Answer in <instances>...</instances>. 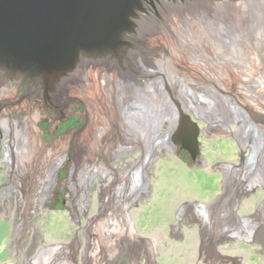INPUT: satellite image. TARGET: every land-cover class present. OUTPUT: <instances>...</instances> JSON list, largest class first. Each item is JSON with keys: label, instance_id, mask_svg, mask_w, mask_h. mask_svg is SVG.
Here are the masks:
<instances>
[{"label": "rangeland", "instance_id": "1", "mask_svg": "<svg viewBox=\"0 0 264 264\" xmlns=\"http://www.w3.org/2000/svg\"><path fill=\"white\" fill-rule=\"evenodd\" d=\"M116 4L120 5L117 1ZM206 8L209 11L210 7ZM252 12L233 13L224 21L219 19L217 23L189 31L182 37L178 52L168 58L170 63L167 60L158 65L159 71L170 78L173 99L191 111L202 112L212 126L207 134L199 135L200 156L204 153L212 165L224 161L237 163L222 171L206 169L192 160L178 143L174 152L165 150L166 154L154 156L146 164L145 153L139 148L114 160L110 165L115 172L110 170L105 174L109 183L142 169L138 179L140 190L129 203L138 233L133 238L128 231L123 232L101 243L98 239L106 237L105 233L86 236L81 229L88 221L87 215L97 212L100 175L93 172L83 177L80 174L82 179L76 175L70 178L74 164L83 166L76 169L82 174L99 165L92 168L93 161L87 160V146L93 138L92 108L88 101L84 108L83 102L73 97L71 101L61 99L67 111L52 114L54 101L43 100L46 114L52 117L43 115L42 111L37 117L42 140L55 143V139L63 137L71 144L51 191L50 205L59 212L46 217L39 214V208H31L28 223L25 218L15 225L13 208H7L0 200V264H27L26 260L33 258L40 262L39 258L48 257L42 246L55 243L63 246L61 256L65 264H138L139 261L143 264V251L151 243L157 248V264H264V10ZM134 30L137 33V28ZM34 36L35 33L30 40ZM138 38L135 36L136 41ZM200 61L217 70V74L221 72V84L213 75L205 76L207 82L215 84L216 90L193 89L204 95L182 88L194 81ZM96 94L105 97L106 91ZM202 99L208 104H203ZM6 106L11 117L18 116L8 102ZM33 108L40 107L33 103ZM21 115L27 116L28 112L23 111ZM189 115L194 117L192 112ZM193 119L198 124L199 119ZM227 124L234 125L231 137L236 140L235 148L223 146L227 139L217 137V133L226 134ZM112 136L121 139L118 133ZM112 136L109 141H113ZM4 139L0 126V158ZM107 140L108 132H104L100 143ZM128 146L119 153L131 151ZM54 154L56 150H48L46 160ZM102 157L97 155L94 159L100 161ZM1 171H5L2 164L0 187L4 182ZM60 194L61 201H58ZM69 194L77 202L67 201ZM199 203L209 206L208 213L196 212L204 209H196ZM74 207L79 213L70 218L67 213L70 211L73 215ZM101 248H104L103 254H100Z\"/></svg>", "mask_w": 264, "mask_h": 264}, {"label": "bare ground", "instance_id": "2", "mask_svg": "<svg viewBox=\"0 0 264 264\" xmlns=\"http://www.w3.org/2000/svg\"><path fill=\"white\" fill-rule=\"evenodd\" d=\"M116 1L120 5L117 6ZM101 2L105 12H108L110 17L115 13L125 30L117 34L110 32L108 37L102 38L99 31L104 28L98 20L95 24L78 21L84 29H76L67 22L69 24L64 25H68L69 29H66L68 31L57 30L53 35H48V32L40 35L41 32L37 34L38 31L28 26L27 17L26 20L21 19V11L16 12L12 9L13 6L7 3L5 22L9 23V27L7 32L0 33V49L5 56L10 57L8 58L10 63H7L6 59L3 61L2 54L0 61V126L5 138L1 144L0 164L4 165L5 171H1L4 174V180L2 179L4 182L0 187V200L7 208H13L15 225L25 218L28 223L31 208H39V214L46 217L59 212L50 205L53 197L51 191L58 180L56 176L58 168L68 155L71 144L63 137L55 139V143L44 142L37 125V117L41 116L40 111L49 118L56 112L60 114L67 111L61 99L67 101L70 98L71 101L76 97L83 102L84 108L85 102L88 101L94 122L93 138L87 146L89 154L87 160L93 161L92 168L98 163L99 165L82 174L76 169L83 166L78 167L74 164L70 170V178L73 179L75 175L80 174L87 176L93 172L100 175L98 191L100 203L97 205V212L87 215L88 221L81 229L87 233L86 236L95 234L97 237L105 233L106 237H98L102 243L107 241L108 237L121 236L123 232L128 231L130 236L134 235L133 238H136L135 234L138 233L129 203L135 200L140 190L138 179L142 169L137 172L138 174H126L121 179L115 177L116 179L109 183L105 174L110 170L115 172L110 164L138 148L145 153L147 158L145 164L154 156L166 154L165 150L174 152L175 145L172 146L171 135L177 127L180 113L185 110L188 114L194 112L197 115L203 133L207 134V131L212 129L202 112L191 111L173 99L170 78L159 71L158 65L162 62L165 64L173 52H178L182 37L189 31H195L207 23H217L219 19L224 21L227 15L237 12L251 10L254 11L252 13H261L260 10H264V0H101ZM206 6L210 7L207 12ZM48 16L45 19L57 25V19ZM32 19L35 20L34 17ZM59 21L66 22L68 19L62 17ZM134 27L137 28V33ZM2 30L3 27H0V31ZM34 33L37 36L36 41L29 43L28 40ZM134 35L139 37V41H136ZM195 74L197 76L188 87L182 86L185 91L189 89L196 95L198 93L204 95V92L216 90L213 82L206 81L205 76L208 75H213L211 77L221 84V72L218 75L217 70L202 61ZM105 91V97L96 94ZM43 100L54 101L55 111H52V114H46ZM254 101L257 102V99ZM7 102L17 112V117L9 115ZM205 102L208 104L204 99L203 104ZM33 103L38 104L40 108L34 109ZM23 111L28 112V115L22 116ZM5 113L8 115H4ZM164 121L167 124H164ZM226 127L224 129L226 134L221 132L218 134L215 131L217 137L227 139L223 146L233 145L235 148L236 140L231 137L235 130L234 125L227 124ZM104 132H108V140L101 144L100 137ZM114 133H118L121 139L116 140L112 136ZM111 136L113 141H109ZM125 145H129L128 149L131 148V151L125 152L126 154L119 153L124 151ZM52 149L56 150L57 154L52 155L53 157L47 161V152ZM63 152L65 155L61 154ZM100 152L102 153L99 154ZM97 155L103 156L100 161L98 158L94 159ZM246 155L249 156V153ZM199 160L206 169L217 168L220 171L237 163L224 161L212 165L204 153ZM67 198L70 203L77 202L70 194ZM32 202H35L33 207ZM195 207L197 210L204 208L202 212L196 211L197 213H208L209 206L205 203H199ZM73 209H75L73 215L70 211L67 213L70 218H75L76 213H79L75 207ZM62 247L61 243L46 244L42 246V251L48 253L47 258H39L40 262H37L38 258H33L32 261L27 259L26 262L65 264L61 256ZM103 252L104 248H101L100 254ZM156 252L155 244L148 245L143 251L144 263L157 264Z\"/></svg>", "mask_w": 264, "mask_h": 264}, {"label": "water", "instance_id": "3", "mask_svg": "<svg viewBox=\"0 0 264 264\" xmlns=\"http://www.w3.org/2000/svg\"><path fill=\"white\" fill-rule=\"evenodd\" d=\"M7 3L11 4L13 6L12 9L16 12L21 11V19L24 20L27 17L28 21L25 20L28 26H30L32 30H35L36 32L38 31L37 34H40L41 32L42 34L40 35H44L47 32L49 33L48 35H53L57 30L64 31L69 29L67 27L68 25H64L69 23L72 24L73 27L75 26L74 28L76 29H84V26L81 28L80 23L95 24L97 20L99 21L98 23L102 24V28H104L99 31L102 38L108 37L110 32H116L117 34L118 32L125 30L117 20L115 13L110 17L107 14L108 12H105L102 8L103 4L101 0H0V27H3V30L0 31V33H4V31L7 32L9 27V23L7 21L5 22V17L7 15L6 9L8 8H6ZM48 15L57 19V25H53V21L45 19L46 16L49 17ZM33 17L35 20L32 19ZM52 17L50 18L52 19ZM62 17H65L68 21H59ZM121 18L123 19V17ZM42 20L44 22H41ZM11 21L10 17V22ZM43 30L46 31L43 32ZM36 38L37 36L35 34L33 39H29L28 42L36 41ZM2 54L4 55L2 49H0V61H2ZM8 58L10 57L4 55L3 61L6 59L5 62L10 63V59ZM193 114V116L197 118V115L194 112ZM201 132H203L202 128L198 126L196 120H194L188 114V111L185 110V112L183 111L180 113L177 128L171 135L172 146L178 143L181 148L187 149L192 160L202 164L199 160L201 158V143L199 142V135ZM63 204L66 205L64 201Z\"/></svg>", "mask_w": 264, "mask_h": 264}, {"label": "flooded vegetation", "instance_id": "4", "mask_svg": "<svg viewBox=\"0 0 264 264\" xmlns=\"http://www.w3.org/2000/svg\"><path fill=\"white\" fill-rule=\"evenodd\" d=\"M181 148V147H180ZM181 149H183V148H181ZM184 150H186L187 151V149H184ZM188 152V151H187ZM188 154H189V152H188ZM58 197H62V195L60 194Z\"/></svg>", "mask_w": 264, "mask_h": 264}, {"label": "trees", "instance_id": "5", "mask_svg": "<svg viewBox=\"0 0 264 264\" xmlns=\"http://www.w3.org/2000/svg\"><path fill=\"white\" fill-rule=\"evenodd\" d=\"M58 201H61V197H58Z\"/></svg>", "mask_w": 264, "mask_h": 264}]
</instances>
